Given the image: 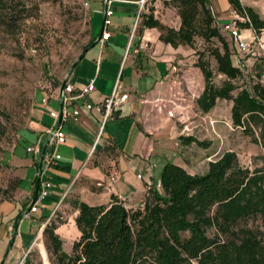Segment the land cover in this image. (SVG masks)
I'll return each instance as SVG.
<instances>
[{
  "label": "crops",
  "instance_id": "0c3cea01",
  "mask_svg": "<svg viewBox=\"0 0 264 264\" xmlns=\"http://www.w3.org/2000/svg\"><path fill=\"white\" fill-rule=\"evenodd\" d=\"M170 1L112 0L111 23L105 28L102 0L87 1L92 44L81 52V57L74 61L61 83L47 95L46 103L42 102L45 95L36 96L28 128L3 159L9 177L13 179L14 190L1 216L2 246H8L11 241L9 250L17 253L32 248L41 237L44 226L61 214L59 218L64 220L56 223L54 232L61 238L62 248L67 252L79 235L74 221L78 213L76 202L108 204L114 195L128 206H138L144 202L145 187H160V170L168 161L155 164L159 157L157 141L168 132L170 122L169 118L157 113L156 108L162 110V107L151 104L162 92L173 88L170 82L174 78L175 64L183 63L190 51L186 45L173 46L164 42L160 38L161 31L144 25V20L151 14L161 24L178 29L181 20ZM208 1L215 23L222 30L237 18L228 0ZM240 1L264 18V0ZM103 30L109 32V37L101 44L98 39ZM253 33L251 29L240 31L244 40H249ZM196 67L198 84L203 91L204 77ZM91 79L95 89L85 97L86 101L98 104L115 87L119 93H126L128 99L113 109L97 142L101 113L95 108L90 111L83 108L84 100L68 106L69 110L75 105L80 107L78 120L69 119L62 123L66 140L56 147L60 158L43 174V178L51 183L49 194L38 201L36 212L25 216L39 191L41 156L53 152L47 130L54 120L48 111L61 107L57 99L58 89L68 81L78 90ZM172 103L166 106L169 115L176 109L175 104L180 106L174 100ZM33 144L39 145L38 155L27 151V147ZM91 150L92 155L83 165ZM110 176H116L117 180L111 182Z\"/></svg>",
  "mask_w": 264,
  "mask_h": 264
},
{
  "label": "trees",
  "instance_id": "16d2710c",
  "mask_svg": "<svg viewBox=\"0 0 264 264\" xmlns=\"http://www.w3.org/2000/svg\"><path fill=\"white\" fill-rule=\"evenodd\" d=\"M228 2L239 17L235 23L240 29L264 31V18L252 7L240 0ZM170 4L181 20L178 29L161 24L151 14L144 25L157 27L160 38L173 46H192L196 38L218 42L207 50L217 73L226 79L213 88L212 71L203 52H197L196 66L205 81L199 107L208 111L216 98L231 100L232 123L264 151V78L259 74L233 95L237 88L233 80L243 75L242 70L232 62L221 32L225 30L216 25L209 1L171 0ZM91 44L89 40L83 51ZM179 139L183 145L207 147L194 136ZM159 183L160 190L150 187L138 206H128L114 195L108 204L76 202L79 235L67 252L54 232L56 224H46L42 232L51 244L54 264H264V155L262 163L250 170L239 164L233 151H225L200 174L166 162ZM250 220H259V226H250ZM11 245L9 241L7 251Z\"/></svg>",
  "mask_w": 264,
  "mask_h": 264
},
{
  "label": "rangeland",
  "instance_id": "374dc122",
  "mask_svg": "<svg viewBox=\"0 0 264 264\" xmlns=\"http://www.w3.org/2000/svg\"><path fill=\"white\" fill-rule=\"evenodd\" d=\"M87 1L0 0V224L14 190L3 159L28 128L36 96L50 95L57 88L87 44L90 35ZM221 32L229 43L233 64L243 74L233 80L237 88L231 93L235 95L238 89L256 81L259 74L264 78V57L256 49L235 54L236 46L229 32ZM214 45H218L215 39L204 42L201 38H196L192 46L186 45L190 54L183 63L175 64L170 82L173 88L162 92L151 104L162 107L156 108L157 113L170 122L168 132L157 141V165L168 161L182 165L192 174L205 173L208 162L225 151H233L239 164L250 170L262 163L263 149L232 123L231 100L216 98L208 111L199 107L197 101L202 91L195 66L197 52H203V60L208 62L213 88L222 86L226 79L217 73L214 58L208 53L207 49ZM172 100L180 106L175 104L176 109L169 115L167 107L173 104ZM180 136H194L206 142L207 147L195 143L183 145ZM60 215L52 222L63 221ZM249 225L257 227L259 220H250ZM208 233L212 235L213 230ZM54 260L51 244L43 232L32 248L21 253L7 251V245L0 244L2 264H54Z\"/></svg>",
  "mask_w": 264,
  "mask_h": 264
},
{
  "label": "built area",
  "instance_id": "2783aa9c",
  "mask_svg": "<svg viewBox=\"0 0 264 264\" xmlns=\"http://www.w3.org/2000/svg\"><path fill=\"white\" fill-rule=\"evenodd\" d=\"M142 3L145 0H140ZM104 4V17H103V27H107L111 23L112 16V8L111 2L112 0H102ZM237 18H239L237 16ZM229 32V35L236 46L235 54L240 52H253L254 49L258 50L261 55L264 57V31L260 34L253 33L249 40H244L240 34V28L236 25L235 20L232 21V24L224 29ZM109 37V32L106 30L102 31L101 37L98 39V42L103 44V42ZM95 89L94 80H89L83 87L78 90H75L73 84L68 81H64L62 85L59 87L57 92V99L61 103V107L59 110H49V116L54 120V123L47 130L50 138L49 144L53 147L52 153H44L41 156V168L38 172L39 179V191L36 197V200L30 205L28 211L25 213L27 216L30 213H34L37 211V203L39 200L44 199L48 194L51 187V183L43 178V174L45 169L50 167L56 160L60 158V155L56 151V147L58 144L65 142L66 135L62 129V123L68 121L69 119H73L74 121L78 120V116L80 114V107L75 105L71 110L68 109V106L73 105L78 100L83 101V108L86 110H92L95 108L102 115V121L100 124L99 132L96 137V142L98 141L102 130L104 128L105 123L110 118L111 113L115 107L121 106L128 99V95L126 93H119L117 91V87L113 89L111 94L101 100L98 104H92L85 100V97L92 93ZM47 95H45L42 99L43 103L47 102ZM28 152H32L36 155L40 153V148L38 144H33L27 147ZM93 150L88 154L83 165L86 164L89 157L92 155ZM141 177L140 174L137 175ZM111 182H115L117 180L116 176H110ZM149 188V187H148Z\"/></svg>",
  "mask_w": 264,
  "mask_h": 264
}]
</instances>
